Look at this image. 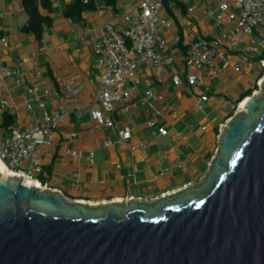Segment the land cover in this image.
Returning <instances> with one entry per match:
<instances>
[{"label":"crops","instance_id":"0c3cea01","mask_svg":"<svg viewBox=\"0 0 264 264\" xmlns=\"http://www.w3.org/2000/svg\"><path fill=\"white\" fill-rule=\"evenodd\" d=\"M83 1L93 7L82 13L79 22H73L64 16L73 0H51L52 10L41 12L53 24L36 39L22 31L28 22L22 0H0V64L23 74L21 87L12 79L0 81V97L6 103L0 108V141L14 128L28 130L41 123L38 103L31 99V112L23 104L26 88L40 82L39 70L53 94L43 98L45 109L53 114L62 108L68 114L64 124L53 131L52 146L43 149L42 171L33 173L31 181L59 190L66 199L85 202L126 197L151 201L198 183L217 150L218 134L236 112L239 99L257 85L259 56H248L251 48L244 43L240 48L227 44L229 59L219 77L211 78L201 70L195 72V85L176 87L172 76L180 73L186 79L188 70L182 58L194 41H214L237 32L227 14L221 22L215 18L223 2H229L231 10L237 12L234 0H176L168 6L160 0L164 5L161 15L173 22L161 33L175 64L163 74L150 64H141L133 80L124 84L126 90L135 87L129 100L130 113L115 115L117 129H130L133 134L124 144L117 142L116 128L98 126L89 115L91 109L102 110L96 100L102 72L94 65V46L106 34L107 26L117 31L126 26L124 16L138 13L139 0H115V4L111 0ZM244 59L253 61V67L247 68ZM237 65L243 68L241 72L234 71ZM62 81L79 84L80 94L74 97L62 90ZM146 90L163 95V99L153 103L144 100ZM227 103L233 107L228 109ZM4 115L11 118V128L2 126ZM148 120L166 128L167 136L149 129ZM109 141L112 145L107 147ZM139 144L144 147L132 149ZM26 168L22 171L28 172Z\"/></svg>","mask_w":264,"mask_h":264},{"label":"water","instance_id":"95a60500","mask_svg":"<svg viewBox=\"0 0 264 264\" xmlns=\"http://www.w3.org/2000/svg\"><path fill=\"white\" fill-rule=\"evenodd\" d=\"M248 98L199 182L151 201L69 200L0 173V264H264V80Z\"/></svg>","mask_w":264,"mask_h":264},{"label":"built area","instance_id":"2783aa9c","mask_svg":"<svg viewBox=\"0 0 264 264\" xmlns=\"http://www.w3.org/2000/svg\"><path fill=\"white\" fill-rule=\"evenodd\" d=\"M237 12L231 10L229 2L219 5V12L215 15L218 22L223 20L224 14L228 15L230 22H234L237 27L236 33L228 34L225 38L209 41L200 38L194 41L188 53L182 58L186 64L188 75L184 77L180 73L173 74L172 83L180 87L184 83L191 86L197 83V71L206 70L211 78L219 77L228 63L229 54L226 45L231 48H240L244 43L250 46L251 52L248 56L257 57L264 52V0H234ZM138 13H129L124 16L125 27L117 31L112 26H107L104 37L94 46V65L102 72V87L96 94V100L101 105L102 110H89L91 119L98 125L106 128H116L115 115L128 114L132 109L129 103L133 90H126L124 84L131 82L136 71L141 64L152 65L159 74L165 73L175 64V57L170 53L171 49L161 31L170 28L172 21L161 15L164 5L160 0H139ZM257 29V36L254 28ZM264 61L260 62L263 67ZM247 68L253 67V61L243 60ZM243 68L237 65L235 72H241ZM37 77L40 82L26 88L27 96L23 99V104L28 111L33 110L31 99L35 100L42 110V121L35 124L28 130L14 128L0 141V161L15 174L26 177L31 181L32 174H39L41 168V155L43 149L51 147L53 144L52 133L62 126L67 118V111L59 109L50 114L45 109L44 97L53 94L45 86L41 72L37 70ZM22 72L0 64V81L12 79L16 86L23 84ZM262 78L257 82L260 84ZM62 90L70 93L74 97L80 94L79 84H68L62 81ZM256 91L253 92L255 94ZM56 95V94H54ZM207 97H203L206 100ZM163 99V95L152 90H146L144 100L158 102ZM6 105L0 97V108ZM150 111L147 110V115ZM176 117V115H173ZM147 127L155 130L160 136H167L168 130L159 127L153 120L146 122ZM117 142L124 144L132 139L133 134L130 129H117ZM112 142H107L109 147ZM143 144L132 149L143 148ZM93 161L94 154H90ZM27 165V171L23 172Z\"/></svg>","mask_w":264,"mask_h":264},{"label":"trees","instance_id":"16d2710c","mask_svg":"<svg viewBox=\"0 0 264 264\" xmlns=\"http://www.w3.org/2000/svg\"><path fill=\"white\" fill-rule=\"evenodd\" d=\"M171 1L176 0H163V2L168 6ZM112 4H115V0H111ZM22 5L24 7L25 12L28 15V22L22 28V31L27 34L33 35L36 39H41L45 29L51 27L53 21L47 16L42 14V10L49 13L52 9V2L51 0H22ZM90 3L85 4L83 0H73V2L68 5L67 9L64 11L65 18L73 21L79 22L82 17V13L92 8ZM256 61L260 65L261 61H264V52L256 58ZM264 75V67L260 66V70L258 75L256 76V81L260 80ZM257 90H249L245 92L241 98L239 99L238 103L242 102L244 99L250 97L253 92ZM235 110L231 113L230 118L234 115ZM6 120L10 122H6ZM3 125L6 128H11L12 122L9 116H3Z\"/></svg>","mask_w":264,"mask_h":264},{"label":"bare ground","instance_id":"6f19581e","mask_svg":"<svg viewBox=\"0 0 264 264\" xmlns=\"http://www.w3.org/2000/svg\"><path fill=\"white\" fill-rule=\"evenodd\" d=\"M263 66H264V63H263ZM262 81H260V85H261ZM255 94H258V96H260V92L258 93V91L255 93ZM254 94V95H255ZM250 99L249 98H246L244 99L242 102H240L238 108L240 111L244 110L245 109V106H246V103L249 101ZM0 173L2 174H13V175H18V174H15L13 171H11L9 168H7L1 161H0ZM20 176V175H19ZM23 181L26 185L28 186H35L36 182H33V181H30L28 178L24 177L23 178ZM40 186V185H39Z\"/></svg>","mask_w":264,"mask_h":264},{"label":"rangeland","instance_id":"374dc122","mask_svg":"<svg viewBox=\"0 0 264 264\" xmlns=\"http://www.w3.org/2000/svg\"><path fill=\"white\" fill-rule=\"evenodd\" d=\"M257 29H258L257 27L254 28V34H255V36H257V33H256V32H257ZM252 74H253V73H252ZM263 78H264V75H263L262 79H263ZM258 81H259V80H258ZM258 81H257V82H258ZM252 82H253V81H251V83H252ZM260 87H261V85H260V84H257L256 87H255L257 90H255V91H256V92H257V91L260 92ZM255 88H254V89H255ZM228 99L230 100V102L233 103V101H234V97H233L232 95H230ZM226 107H227L228 109H231L233 106L231 107V104L227 103V104H226ZM34 179H38V178H34ZM38 180H39V179H38Z\"/></svg>","mask_w":264,"mask_h":264}]
</instances>
